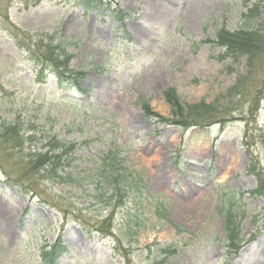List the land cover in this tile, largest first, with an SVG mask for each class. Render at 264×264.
<instances>
[{
	"label": "rangeland",
	"instance_id": "1",
	"mask_svg": "<svg viewBox=\"0 0 264 264\" xmlns=\"http://www.w3.org/2000/svg\"><path fill=\"white\" fill-rule=\"evenodd\" d=\"M111 8L0 0V264H43L60 240L59 264H264V0ZM222 28L254 47L221 46ZM33 55L80 82L60 87L50 67L41 81ZM56 142L86 190L29 169ZM101 156L132 190L99 180Z\"/></svg>",
	"mask_w": 264,
	"mask_h": 264
},
{
	"label": "trees",
	"instance_id": "2",
	"mask_svg": "<svg viewBox=\"0 0 264 264\" xmlns=\"http://www.w3.org/2000/svg\"><path fill=\"white\" fill-rule=\"evenodd\" d=\"M112 1L113 0H76V4L81 5L84 8H95L100 4L107 5L110 7L111 11L116 15L121 12L122 9L111 8ZM124 16H126V14L122 13L120 18H123ZM218 35V41L221 46L233 48V50L248 51L252 50V48L254 47L255 38L251 37L248 33L238 30L231 31L227 28H222L219 31ZM19 47L23 46L20 45ZM32 57L38 65V73L40 77L39 79L41 81L45 82V79L43 78L47 75V72L45 70L50 67L54 70L55 75L58 78L60 87H62L64 84L76 86L80 82L81 72L76 73L75 71L70 70L69 65H67V62L65 63L66 65L63 64L65 66H62L60 61H56V65H51L42 62L38 56L33 55ZM167 96L169 101L172 102V104H174L179 109L182 108L179 99H175V96H173L170 92H168ZM55 144L56 146H49V148L44 152H32L29 155V169H34V171L38 172L46 171V173H48L46 174V176L49 178L53 177L54 181L58 184L61 183L64 185L72 184L74 186H82V189L86 190L87 188L84 186V182L82 181L84 180L85 176L81 175L85 173H83V171H79L80 174H76V172L72 171V169L67 168L66 163L61 162L62 153H55L56 147L60 150V144L58 142H56ZM94 163L96 164V166L98 164L97 168L94 167L96 168V172L102 175V178L99 180H103L102 183L104 184H111L116 192H120V195H123L124 191L132 190V187L134 188L135 182L133 180H130L127 176L128 167L125 166L122 161L111 159L107 163L106 160L101 156L100 159L95 160ZM248 171L253 174H258V172L255 171L253 168H249ZM52 174H56V176H53ZM102 183L97 182L98 185H102ZM261 186L263 187L261 188ZM225 188L227 189V187ZM261 191H263L264 193V180L262 179L260 180L258 188L256 190H253L252 192L260 193ZM233 193L234 192L231 190H226L224 198L222 197L223 200L219 209L225 213L224 220L227 222V230L229 231L232 240L235 241L236 237L234 236L232 218L233 216L231 215V213H229V210H226L228 202H230V200L234 198V196L231 197ZM142 197H144L143 194L141 198ZM105 233L108 235L107 232ZM49 246L50 247L48 249H46L45 247L42 248L41 259L43 264H59L61 258L69 252L68 247L61 240L51 243Z\"/></svg>",
	"mask_w": 264,
	"mask_h": 264
}]
</instances>
